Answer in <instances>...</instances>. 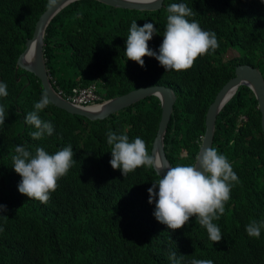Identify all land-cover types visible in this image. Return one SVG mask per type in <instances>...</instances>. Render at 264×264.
I'll list each match as a JSON object with an SVG mask.
<instances>
[{
    "label": "trees",
    "instance_id": "trees-1",
    "mask_svg": "<svg viewBox=\"0 0 264 264\" xmlns=\"http://www.w3.org/2000/svg\"><path fill=\"white\" fill-rule=\"evenodd\" d=\"M185 3L205 31L215 32L219 47L199 57L186 71H168L154 57L145 66L127 60L126 39L133 20L158 29L148 42L158 54L167 23V8ZM48 0H0V82L7 97L0 106L8 114L0 126V264H172L169 253L213 264H264V227L259 238L246 226L264 224V140L253 93L239 84L216 114L211 147L224 154L239 182L231 191L218 225L220 242L208 238L195 217L171 230L154 216L148 189L160 178L153 168L140 167L126 176L110 165L107 132L140 137L150 144L160 107L151 94L110 113L88 119L51 102L38 115L54 125L52 136L35 140L25 122L44 92L39 79L15 59L30 36ZM237 52L226 59L223 52ZM43 56L52 85L61 93L72 86L96 83L101 98L148 84L172 87L175 100L163 134L171 167L192 164L204 127V112L237 63L257 65L264 79V0H162L157 9L111 6L97 0H73L49 20ZM243 116L245 118H243ZM49 154L71 145L75 163L58 181L47 204L19 192L21 176L13 168L15 147ZM162 178V177H161ZM158 191V188L156 189Z\"/></svg>",
    "mask_w": 264,
    "mask_h": 264
},
{
    "label": "clouds",
    "instance_id": "clouds-1",
    "mask_svg": "<svg viewBox=\"0 0 264 264\" xmlns=\"http://www.w3.org/2000/svg\"><path fill=\"white\" fill-rule=\"evenodd\" d=\"M56 3L57 0H48L47 7L51 8ZM167 13L166 28L158 54L148 45L158 32L155 24L146 22L143 26H138L137 21L131 22L126 39L127 60L144 67L143 58L154 57L166 72H180L189 70L199 57L210 54L219 47L215 32L205 31L197 21L188 19L196 13L185 3L170 4ZM7 95V84L0 82V97ZM49 103L50 98L45 91L39 102L35 103V110L25 117V122L36 129L30 133L35 140L54 133V125L38 115ZM93 110L99 111L100 106ZM7 115L5 107L0 106V126L5 124ZM107 144L111 146V167L114 170L120 169L124 176L145 166L156 170L160 178L148 189V202H155L153 214L158 222L174 231L184 227L191 217H195L206 228L210 241H221L223 234L213 221L219 220L225 213V205L239 180L227 157L217 148L204 147L196 155L193 164L170 167L161 161L159 155L149 154L146 142L140 137L130 141L128 135L109 130ZM15 153L12 156L13 168L22 178L18 185L19 192L29 200L35 199L42 204L50 201L51 193L59 186L58 181L68 174L75 163L71 145L54 154H49L42 147H37L33 153L24 146L17 145ZM165 169L167 170L164 171ZM6 211V206L0 204V213ZM262 227L264 224L253 220L246 226V232L250 237L259 238ZM0 231L3 229L0 228ZM168 258L172 264H181L183 255L178 257L172 251ZM190 264H213V261L192 259Z\"/></svg>",
    "mask_w": 264,
    "mask_h": 264
},
{
    "label": "water",
    "instance_id": "water-1",
    "mask_svg": "<svg viewBox=\"0 0 264 264\" xmlns=\"http://www.w3.org/2000/svg\"><path fill=\"white\" fill-rule=\"evenodd\" d=\"M73 0H57L53 7H45L37 16L30 36L24 40L23 48L15 59V68L20 67L35 75L40 82L43 91L47 92L50 102L64 110L83 115L88 119H101L110 113L119 110L136 100L147 96L155 95L158 98L160 113L157 121L154 136L150 144V154H157L161 161L171 167L165 156L163 149V134L169 115L172 110V104L175 100V92L172 87L164 84H148L131 88L123 93L110 97L101 98L89 104L74 103L60 95L52 82L50 81L45 58L43 56V36L45 27L51 17L64 5ZM99 2L122 8L133 9H157L162 0H97ZM239 84H245L251 90L256 100V106L259 110V124L264 140V79L257 65L249 63H237L233 67V75L228 77L215 92L212 100L208 103L204 112V127L200 136L196 155L204 148L211 147L214 131V121L224 102L234 93ZM100 106L99 111L93 110ZM243 118H245L243 116ZM195 157L193 163H195ZM192 163V164H193ZM154 169V168H153ZM165 169L164 171H166ZM155 173L156 170L154 169ZM157 174V173H156ZM163 172L161 173V177Z\"/></svg>",
    "mask_w": 264,
    "mask_h": 264
},
{
    "label": "built area",
    "instance_id": "built-area-1",
    "mask_svg": "<svg viewBox=\"0 0 264 264\" xmlns=\"http://www.w3.org/2000/svg\"><path fill=\"white\" fill-rule=\"evenodd\" d=\"M96 83L91 82L85 86H72L66 93H61L60 90H56L64 98L77 103V104H89L101 99L99 93L96 92Z\"/></svg>",
    "mask_w": 264,
    "mask_h": 264
},
{
    "label": "rangeland",
    "instance_id": "rangeland-1",
    "mask_svg": "<svg viewBox=\"0 0 264 264\" xmlns=\"http://www.w3.org/2000/svg\"><path fill=\"white\" fill-rule=\"evenodd\" d=\"M237 54V52L231 48H227L223 54H222V58L226 59L227 57L231 56V55H235Z\"/></svg>",
    "mask_w": 264,
    "mask_h": 264
}]
</instances>
